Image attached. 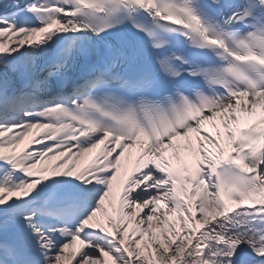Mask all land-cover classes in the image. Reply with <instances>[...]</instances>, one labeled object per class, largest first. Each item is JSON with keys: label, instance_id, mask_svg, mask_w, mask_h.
Returning <instances> with one entry per match:
<instances>
[{"label": "snow or ice", "instance_id": "snow-or-ice-1", "mask_svg": "<svg viewBox=\"0 0 264 264\" xmlns=\"http://www.w3.org/2000/svg\"><path fill=\"white\" fill-rule=\"evenodd\" d=\"M0 264H264V0H0Z\"/></svg>", "mask_w": 264, "mask_h": 264}]
</instances>
